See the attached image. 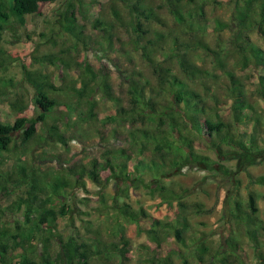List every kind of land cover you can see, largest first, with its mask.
<instances>
[{"label": "trees", "instance_id": "trees-1", "mask_svg": "<svg viewBox=\"0 0 264 264\" xmlns=\"http://www.w3.org/2000/svg\"><path fill=\"white\" fill-rule=\"evenodd\" d=\"M54 1L0 0V41L12 18L24 24L26 15L40 14L44 4ZM115 1L110 3L114 19L98 20L95 27H100L110 42L114 29L125 28V34L127 29L132 37L127 34L126 39L139 51L150 68V75L118 60L115 63L118 80H114L105 63L96 66L91 61L65 59L54 53L38 57L44 64L62 65L66 69L75 67L80 73L81 87L74 88V100L62 101L53 95L59 88L48 76L42 73L29 76L35 88L32 102L38 111L37 117L22 116L13 123L0 119V158L11 152L18 133L25 144L37 137L46 140V133L39 132L37 124L51 118L54 123L49 127L50 133L67 147L70 138H77L72 131L100 120L98 94L103 106L109 102L115 105L104 119L113 125L95 130L98 138L94 139L93 146L100 149L99 154L76 163L68 158L66 166L60 162V169L67 171L53 177L48 173L43 178L35 176L33 166L17 161L12 172H5L0 159V194H9L11 186H27L25 195L6 208L13 213L22 210L23 219L14 226L0 221V260L3 264H131L127 225L135 224L139 230H144L155 248L153 255L144 257L147 264H194L192 257L204 263L207 255L210 256L208 264H245L238 252L242 247L234 238L230 239L234 248L223 250L221 244L210 254V239L193 227L189 215L193 212L211 214L213 208L200 201H186L193 188L175 187L164 179L179 174L188 165L222 170L231 177L235 172H248L251 166L264 162V73H261L264 55L251 40H241L243 32L252 29L264 35V0H234L237 10L233 23L216 19V29L235 27L236 35L240 34L232 40L230 48L219 45L213 48L204 38L208 29L206 6L219 5L222 0H121L128 8L127 19ZM163 11L180 27L176 32L165 33L153 27L154 23H165ZM76 20V12L70 10L61 25L81 41L82 31H78ZM146 37V43L142 44ZM200 51L210 56L209 66L192 58ZM232 56L236 59L230 64ZM250 67L259 70L255 83L250 81L251 75H239ZM220 74L225 79L218 82ZM206 79L213 80L215 87ZM121 92L124 98L120 97ZM6 94V90L0 88V96ZM21 101L18 99L15 106L20 107ZM59 110H65L70 116L60 120L53 115ZM72 114L76 117L70 121ZM69 127L73 130L68 136ZM205 148L212 149L217 159L204 154ZM223 161H236V169ZM145 173L150 176L148 182L143 178ZM248 175L250 184L264 185V175L253 177L249 172ZM87 179L99 187H105L111 179L124 180L126 185L122 190L126 195L132 183L143 184L152 193L157 192L162 203L176 205L175 217L161 220L143 206L134 208L128 201H121L118 194L111 205L118 219L112 240L104 237L98 228L91 236L83 235L78 228L69 234L56 232L55 222L59 217L68 216L70 207L66 204L55 207V199L60 195L68 196L77 188L86 189ZM239 191L240 182L236 180L226 197L228 222L245 228L258 253L264 244V221L259 217L256 194L249 191L243 201ZM4 212L0 210V217ZM144 223L149 226L143 228ZM90 227L94 226L88 222L87 228L93 232ZM39 236L45 241L42 249L36 245L15 255L13 243L16 240L32 241L40 239ZM53 242L57 243L56 247ZM7 249L13 250L10 255Z\"/></svg>", "mask_w": 264, "mask_h": 264}, {"label": "rangeland", "instance_id": "rangeland-1", "mask_svg": "<svg viewBox=\"0 0 264 264\" xmlns=\"http://www.w3.org/2000/svg\"><path fill=\"white\" fill-rule=\"evenodd\" d=\"M12 1V0H10ZM111 0H56L54 2L46 3L42 7L40 14H28L25 16V23H20L16 18H12V23L3 32L0 41V88L6 90V95L0 96V119L5 122L13 123L18 117L26 116L31 119L37 117L38 111L36 110L32 98L34 96L35 88L29 76L38 75L42 73L48 76L49 81H52L57 91H53V95L64 101H72L75 99V90L81 87L79 72L75 67L66 69L62 65L53 66L39 62L38 57L45 54H59L65 59L74 58L78 61H91L96 66L105 63L108 69L111 70V75L114 80H118L116 71V61H121L126 65L136 67L144 72L145 75H150V68L141 59L139 51L135 50L133 46L127 41L126 37H132L125 28L117 27L112 32V42L106 40L105 33L100 27H95L98 20L108 21L114 19L111 10ZM115 4L120 9L122 16L127 17L128 8L121 0H116ZM71 5V8L70 6ZM74 10L76 12V24L78 31L81 30V41L66 31L61 23L65 22V14L67 11ZM236 4L234 0H222L219 5L208 4L206 6V21L208 22V29L204 35L205 40L211 47L219 45L223 48L232 47V40H236L237 36L235 27L227 28L225 30H218L215 28L216 19L223 22L232 24L236 14ZM164 24L154 23L153 27L165 33L170 31L176 32L178 25L175 23L173 17L163 11L161 13ZM127 19V18H126ZM181 30V29H180ZM120 34L124 35L123 38ZM242 34V33H241ZM248 37V38H247ZM121 38L124 41H121ZM147 38L142 40L145 44ZM241 40H251V42L261 48L264 55V35L257 29L243 32ZM77 46V48H74ZM69 49V51H67ZM66 50V51H65ZM152 55L160 58L156 52ZM192 58L199 64L210 65V56L204 51L196 53ZM236 56H232L230 64L235 61ZM258 71L255 68H247L239 72V75H251L250 81L257 82ZM264 73V69L261 70ZM144 80L146 79L143 78ZM225 79L220 74L217 81ZM12 81V82H10ZM212 88L215 87V82L211 79L205 80ZM3 84H6L4 86ZM198 87H200L198 85ZM124 98L123 92L120 94ZM22 99L19 103L20 107L15 106L17 100ZM97 101L99 102V121L96 124L83 125L72 131V127L67 130L68 136L77 135V138H70L68 148L59 143L50 133L49 127L54 122L48 119V122H39L37 124L39 132H44L47 135L46 140H40L37 137L32 143H23L21 137L17 136L16 141L11 152H6L1 156L3 164L1 169L5 172H12L14 163L24 162L28 167L35 168V176L43 178L45 173L50 177L56 176L59 172H66L67 170L60 169V162L64 166L67 165L68 158L71 163L78 161H87L89 157L99 154L100 149L93 146V141L98 138L95 133L98 127H111L113 123L104 119L112 112L115 107L113 102L107 105H102V98L98 94ZM264 107V102L262 103ZM68 113L65 110H59L53 113L61 120ZM70 115H67V117ZM76 115L72 114L70 121L75 119ZM64 119V118H63ZM66 119V118H65ZM104 123V125L102 124ZM246 130H249L246 127ZM72 131V133H71ZM106 138L109 137L106 135ZM214 159L217 155L210 148H205L202 151ZM228 167L236 169V161H223ZM248 172L253 177L264 175V162L260 165L251 166ZM248 172L240 171L235 172L231 177L227 176L222 170H208L202 165L185 166L177 175H171L164 179V182L171 184L175 187L182 185L192 187V192L186 197V201L194 202L200 201L212 207L211 214H199L193 212L189 215L190 222L193 227L198 231L205 233V236L210 239L211 250L221 246L223 250L234 248L230 239H236L241 245L242 249L238 251L244 258L245 264H260L264 263V244L257 253L254 250L252 241L245 234V228L231 225L228 221L226 208L229 207L226 203V197L229 191L234 187L235 181L240 182V198L246 201L249 191L256 194L257 205L259 207V217L264 221V185L250 184ZM105 174V173H104ZM143 178L146 182L150 180L148 174H144ZM129 181H127L128 183ZM130 183V182H129ZM126 182L123 180L111 179L105 187H99L94 184L90 179H87L86 189L77 188L69 193L68 196L60 195L55 199L54 206L59 208L63 204L70 207L68 216L59 217L54 224L56 232L69 234L77 228L83 235H94V229H100L102 235L109 240H112L114 226L116 227L118 219L111 209L114 202L113 197L121 196V201H128L134 208L141 206L145 207L153 216L164 220H172L175 217L176 205L170 206L167 203H162L159 194L152 193L151 190L143 184L132 183L129 187V194H124L122 188L125 187ZM27 190L26 185L21 187H12L9 194H0V210L5 211L1 215L0 221L6 222L8 226H14L17 221L23 219L22 210L15 213L7 211V205L25 195ZM88 222L93 224V232L87 228ZM128 224V223H127ZM148 223L143 224V228L148 227ZM127 232L131 238V264H147L144 262V257H148L155 253L153 244L148 240L144 230H139L135 224L127 225ZM95 234H97L95 232ZM47 237L43 236V238ZM263 236H260L262 238ZM34 239L32 241L16 240L13 245L15 246V255L22 253L24 248L36 246L42 249L44 240ZM10 242V240H9ZM2 238L0 237V244ZM54 247L57 246L56 242ZM235 243V241H234ZM233 243V244H234ZM149 245V246H147ZM151 247L152 249H149ZM10 255L13 250H6ZM260 254V255H259ZM261 258V259H260ZM210 256H206V261L201 263L195 258H191L194 264H208ZM0 264H3L0 260ZM14 264V262H8Z\"/></svg>", "mask_w": 264, "mask_h": 264}]
</instances>
